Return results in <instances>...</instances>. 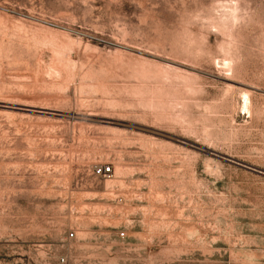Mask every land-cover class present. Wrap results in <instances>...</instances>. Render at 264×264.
Here are the masks:
<instances>
[{
    "label": "rangeland",
    "instance_id": "obj_1",
    "mask_svg": "<svg viewBox=\"0 0 264 264\" xmlns=\"http://www.w3.org/2000/svg\"><path fill=\"white\" fill-rule=\"evenodd\" d=\"M0 264H264V0H0Z\"/></svg>",
    "mask_w": 264,
    "mask_h": 264
},
{
    "label": "built area",
    "instance_id": "obj_2",
    "mask_svg": "<svg viewBox=\"0 0 264 264\" xmlns=\"http://www.w3.org/2000/svg\"><path fill=\"white\" fill-rule=\"evenodd\" d=\"M92 171L95 176L103 177L110 173V167L108 165H94V167L92 168ZM68 236L72 237L73 232H70ZM120 236H124V232H121Z\"/></svg>",
    "mask_w": 264,
    "mask_h": 264
},
{
    "label": "bare ground",
    "instance_id": "obj_3",
    "mask_svg": "<svg viewBox=\"0 0 264 264\" xmlns=\"http://www.w3.org/2000/svg\"><path fill=\"white\" fill-rule=\"evenodd\" d=\"M245 98H244V102H245V106H246V103H247V101H248V98L246 97V96H244Z\"/></svg>",
    "mask_w": 264,
    "mask_h": 264
}]
</instances>
